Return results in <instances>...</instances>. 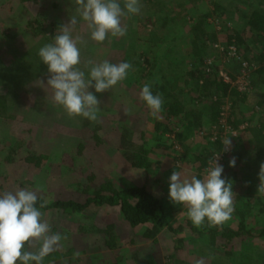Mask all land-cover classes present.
I'll list each match as a JSON object with an SVG mask.
<instances>
[{
  "label": "rangeland",
  "instance_id": "1",
  "mask_svg": "<svg viewBox=\"0 0 264 264\" xmlns=\"http://www.w3.org/2000/svg\"><path fill=\"white\" fill-rule=\"evenodd\" d=\"M119 2L123 8L124 0ZM139 4V14L121 17L125 36L109 34L97 43L75 0H0V196L24 189L45 203L83 202L110 187L144 185L172 214L171 228L145 239L144 226L130 227L117 206L39 210L49 234L62 237L42 264H264V194L257 191L264 163V74L256 73L264 66V36L247 24L252 10L264 11V0ZM72 17V37L82 40L77 67L86 78L93 64L105 60L132 65L108 91L89 89L100 101L96 122L69 118L54 102L48 67L38 55ZM196 69L202 73L199 89L203 78L222 79L243 99L226 94L216 117L205 108L206 98L196 99L192 91L196 79L188 73ZM146 83L163 99L158 118L140 98ZM125 151L139 152L146 165H133ZM215 155L232 185L234 211L222 226L210 227L205 219L197 228L187 206L170 200L169 177L175 171L182 179H204ZM39 247L26 244L25 250Z\"/></svg>",
  "mask_w": 264,
  "mask_h": 264
},
{
  "label": "clouds",
  "instance_id": "2",
  "mask_svg": "<svg viewBox=\"0 0 264 264\" xmlns=\"http://www.w3.org/2000/svg\"><path fill=\"white\" fill-rule=\"evenodd\" d=\"M83 21L91 32V39L97 43L112 37H122L127 33L121 25V17L126 14H139V0H124L123 8L119 0H75ZM126 10V11H125ZM77 23L72 17L68 24L61 26V34L54 43L46 44L38 55L48 67L50 77L47 86L53 90V100L63 107L69 118L83 117L91 122L98 120L101 111L100 101L89 91L106 92L125 80L132 65L128 62L113 64L105 60L90 67L87 78L81 71L79 36L72 37V27ZM91 64V62H89ZM140 98L146 103L153 117L163 110V99L153 94L152 85L144 84ZM131 110L129 109V112ZM231 141H223L225 149ZM206 177L182 179L181 173L173 171L169 177L168 196L174 204L185 205L192 224L199 228L208 221L210 227L222 226L231 218L234 211L231 183L222 177L223 165L218 163V155L209 161ZM235 166V158L229 161ZM257 191L264 194V163L260 165ZM38 196L34 191L21 189L16 193L0 196V264H42L62 239L59 233L49 234L50 225L41 220V212L36 207ZM43 207V204H41ZM39 244L37 252L25 250V245Z\"/></svg>",
  "mask_w": 264,
  "mask_h": 264
},
{
  "label": "trees",
  "instance_id": "3",
  "mask_svg": "<svg viewBox=\"0 0 264 264\" xmlns=\"http://www.w3.org/2000/svg\"><path fill=\"white\" fill-rule=\"evenodd\" d=\"M217 8H220L219 5L215 4ZM247 24L250 28L257 32L258 34L264 36V11L256 9L250 12V15L247 18ZM203 44L202 42L200 43ZM36 69V68H35ZM33 69V70H35ZM32 70V71H33ZM195 71L198 72L196 69ZM192 71L188 74L191 77H195V86L192 87L193 92H198V95L195 97L196 99L203 100L209 102V105H206L205 108L209 107L212 111L215 112L216 117L220 114V105L221 99L226 95H237L241 100L240 92L235 88H230L228 83H225L222 79L218 80H209L207 78H203L202 88H198V80L201 77L200 72H198L197 77L194 76V72ZM258 74H264V66H261L256 70ZM218 92V93H217ZM204 101V100H203ZM174 105L170 104L169 110L172 109L174 113H178L179 111H175ZM194 112V111H193ZM194 124L195 126H200V116L199 113L193 114ZM187 128H190L188 125ZM178 136L181 133H177ZM124 156L131 160L133 165L145 166L146 162H144V156L140 155L139 152H130L125 151ZM43 204V207H41ZM94 205H103L107 204L109 206H117L119 208L120 214L123 219L129 224L130 227L135 228L139 225H143L142 236L145 239L154 238L162 228L170 226V219L172 214L168 213L165 202L163 199H159L154 196L144 185L141 186H130L122 189H114L110 187L108 192H93L91 195L86 197L83 202L68 199V200H54L50 203H45L43 199L38 197L36 207L38 210H51V209H70L76 212H81L87 206ZM262 211V210H261ZM244 218L240 220V229L243 230L245 225L243 223ZM240 232L233 233L234 236L239 235ZM260 236L264 238V229L261 231ZM115 244L110 245L113 247ZM109 264H120V262L115 261Z\"/></svg>",
  "mask_w": 264,
  "mask_h": 264
}]
</instances>
